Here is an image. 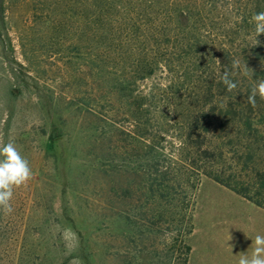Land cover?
<instances>
[{"label":"rangeland","instance_id":"rangeland-1","mask_svg":"<svg viewBox=\"0 0 264 264\" xmlns=\"http://www.w3.org/2000/svg\"><path fill=\"white\" fill-rule=\"evenodd\" d=\"M55 1L0 0V143L33 172L0 209V264H187L195 218H264L179 159L173 123L134 134L129 104L72 53L83 34ZM111 1L127 19L148 0Z\"/></svg>","mask_w":264,"mask_h":264},{"label":"trees","instance_id":"trees-1","mask_svg":"<svg viewBox=\"0 0 264 264\" xmlns=\"http://www.w3.org/2000/svg\"><path fill=\"white\" fill-rule=\"evenodd\" d=\"M63 2L68 27L85 41L72 53L85 58L89 77L101 76L107 100L129 104L134 134L152 140L155 124L173 123L185 165L264 209V100H247L264 79V34L253 46L251 22L264 0H148L127 19L111 0ZM233 59L254 75H236L228 92L220 77ZM156 77L164 82L139 89Z\"/></svg>","mask_w":264,"mask_h":264},{"label":"clouds","instance_id":"clouds-1","mask_svg":"<svg viewBox=\"0 0 264 264\" xmlns=\"http://www.w3.org/2000/svg\"><path fill=\"white\" fill-rule=\"evenodd\" d=\"M251 22L254 25L253 46H256L260 43L257 37L264 34V11L255 13ZM238 74L247 77L250 74L254 75V72L246 66V63L241 66L239 59H233L231 71L225 70L220 77L228 92H232L238 87V82L233 79ZM257 97L264 100V79L258 80L251 88L247 97L248 103L255 107ZM32 176L33 172L29 161L21 154L15 143L12 141L0 143V209L6 215L13 211L11 201L14 189L25 185ZM250 248V253L242 252L239 254L236 264H264V235L257 234L252 239Z\"/></svg>","mask_w":264,"mask_h":264},{"label":"crops","instance_id":"crops-1","mask_svg":"<svg viewBox=\"0 0 264 264\" xmlns=\"http://www.w3.org/2000/svg\"><path fill=\"white\" fill-rule=\"evenodd\" d=\"M257 234L264 235V218H195L188 264H236L240 253L251 252Z\"/></svg>","mask_w":264,"mask_h":264}]
</instances>
